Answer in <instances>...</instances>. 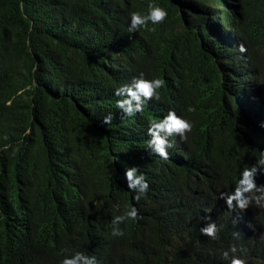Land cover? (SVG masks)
Instances as JSON below:
<instances>
[{"label": "trees", "instance_id": "1", "mask_svg": "<svg viewBox=\"0 0 264 264\" xmlns=\"http://www.w3.org/2000/svg\"><path fill=\"white\" fill-rule=\"evenodd\" d=\"M150 4L167 19L130 33ZM141 73L166 84L128 117L115 91ZM169 111L192 130L162 160L148 128ZM262 119L264 0H0V264H264V208L219 199L264 152ZM129 207L140 218L112 236Z\"/></svg>", "mask_w": 264, "mask_h": 264}, {"label": "clouds", "instance_id": "2", "mask_svg": "<svg viewBox=\"0 0 264 264\" xmlns=\"http://www.w3.org/2000/svg\"><path fill=\"white\" fill-rule=\"evenodd\" d=\"M167 16L168 12L164 8L150 4L147 14H141L140 12H132L130 14L128 31L130 33L135 32L147 27L149 23L152 25L162 24L167 19ZM151 30L154 31L155 29L153 28ZM239 51L243 53L246 49L240 46ZM165 84L166 81L161 78L149 80L145 79L144 74L141 73L139 77L133 78L130 84H124L116 89L115 95L121 97L117 101L116 106L128 117L141 113L144 111L146 102L151 100L158 101L160 99L159 90L163 89ZM187 111L191 112L192 109L189 108ZM259 116L260 114L257 115V117ZM111 121L112 115L109 114L104 118L103 123L110 124ZM254 125L264 132V119L255 120ZM191 130L192 124L190 121L177 116L174 111H169L163 119L158 121L154 120L150 124L148 128V135L151 137L149 140V148L160 159L168 160V149L173 147V144L170 142L174 136H179L182 141L186 140L187 134ZM258 175H264V152L259 153V159L254 165L246 166L241 171L240 177L236 181V186L232 192H222L220 194L219 199L225 202L223 206L235 217L247 210L251 205L264 208V185H257L256 177ZM125 179L128 189L136 193L134 196L135 200L139 201L149 191L147 178L137 167L126 169ZM139 218L138 211L135 207L127 208L123 214L115 216L111 221L112 236H123L124 232L119 226L126 221H134ZM200 231L202 235L215 240L219 229L213 222L208 223ZM234 235L239 236L240 234L237 232ZM230 252L236 253L237 248L232 246L228 251L223 252L222 255L227 259ZM61 264H97V261L95 256L86 255L84 252H75L70 257H65L61 261ZM230 264H245V260L233 256Z\"/></svg>", "mask_w": 264, "mask_h": 264}]
</instances>
